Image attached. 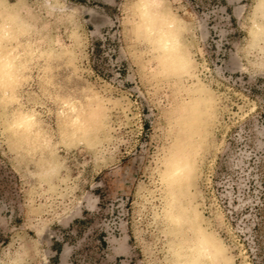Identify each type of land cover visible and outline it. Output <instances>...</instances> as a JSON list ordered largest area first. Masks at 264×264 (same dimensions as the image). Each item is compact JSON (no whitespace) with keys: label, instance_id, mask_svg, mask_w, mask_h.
<instances>
[{"label":"clouds","instance_id":"1","mask_svg":"<svg viewBox=\"0 0 264 264\" xmlns=\"http://www.w3.org/2000/svg\"><path fill=\"white\" fill-rule=\"evenodd\" d=\"M117 6L122 55L160 102L157 147L135 188L143 264H234L221 222L198 206L201 161L220 102L192 55L196 24L177 13L174 0H117ZM85 15L76 0H0V147L24 176L33 210L14 232L10 222L0 224L10 236L0 245V264H45V224L37 216L51 225L79 199L62 153L83 150L98 168L119 157L115 117L124 100L82 79L91 41ZM239 30L230 53L237 71L264 78V0H248Z\"/></svg>","mask_w":264,"mask_h":264},{"label":"rangeland","instance_id":"2","mask_svg":"<svg viewBox=\"0 0 264 264\" xmlns=\"http://www.w3.org/2000/svg\"><path fill=\"white\" fill-rule=\"evenodd\" d=\"M84 7L91 41L81 75L124 100L115 117L121 149L114 166L98 168L83 150L62 153L78 183L76 207L40 233L45 264H143L134 232L135 188L146 178L157 147L160 102L145 90L122 55L117 0H76ZM248 0H174L179 15L195 22L192 55L199 75L220 102L212 145L201 161L198 182L201 213L225 229L234 264H264V78L242 76L231 59L240 39L239 20ZM27 185L5 147H0V224L12 231L31 214ZM40 207H43L41 205ZM31 226V225H28ZM30 235L32 233H29ZM10 236L0 233V245Z\"/></svg>","mask_w":264,"mask_h":264}]
</instances>
